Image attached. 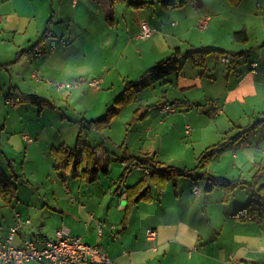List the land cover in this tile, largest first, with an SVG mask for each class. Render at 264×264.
Returning <instances> with one entry per match:
<instances>
[{
  "label": "crops",
  "instance_id": "0c3cea01",
  "mask_svg": "<svg viewBox=\"0 0 264 264\" xmlns=\"http://www.w3.org/2000/svg\"><path fill=\"white\" fill-rule=\"evenodd\" d=\"M130 1L133 0H127V5ZM148 1H152L150 7H148L149 5L140 8L132 7L133 10H125L123 14H120L117 2L113 6L114 23L111 26L106 21L104 6L99 0H0V15L2 16L0 40L4 41V43H0L1 61H3V64H0V93L3 89H7L4 94V103L13 106L10 111H7V113H12L9 129L5 130V126H0L1 151L2 149L7 152L23 150L26 155L24 160L29 165H36L41 161L46 167H52V159L46 154L45 147L48 144L47 142H45L46 144L42 143L38 138L44 135L45 130L42 128V130L35 128L25 130L24 117L21 116L20 120L18 117L20 115L17 107L19 103L12 102V99L18 96L16 92L19 91L21 95H33L49 102L43 98L44 94L43 97H40L37 93H40L42 85H46L51 79L67 80L71 78L77 80L84 78L86 74L98 75L102 78V82L107 80L104 91V107L106 108L107 99H109L108 107V103L121 92L127 81L136 80L146 69L154 65L165 51L170 52L172 47H176L179 48L181 55L182 46L180 43L186 41L184 36L188 34L192 24L199 23L200 25L203 20L204 26L199 27L198 25V27L205 28L204 34L209 32L215 36L221 35L226 27L227 22L223 17H218L213 22L208 12L203 14L202 20L199 18L198 20L194 19V22L187 21L186 12H192L194 8L189 3L179 8L166 10L164 7H159L156 0ZM201 5V8H194L195 12L201 14L205 10L202 1ZM222 5L226 6L224 2ZM151 6L153 11L148 9L152 8ZM176 10H179L178 12L183 15L182 20L167 22L170 14H177L174 13ZM215 13L217 14V12ZM254 13L256 15V12ZM246 21L248 22L247 19L233 21L234 24L229 33L244 29L248 41L250 28ZM142 22H146L151 28V35L147 38L140 37ZM170 24H174L175 28H171ZM185 24L187 27L184 26ZM46 30L47 35L36 46L37 41ZM229 33L226 32V34ZM171 38L176 42L169 44L168 40ZM136 40H145L146 47L137 48ZM184 43L189 46L186 49L203 48L199 43L188 41ZM217 47L219 46H209L208 49L225 50ZM239 48L241 50L234 52L243 54L235 64L233 61L231 62L229 54L219 55L220 62L223 63L221 70L225 69V71L220 73V76L212 77V82L213 84L220 82L217 79L219 76L220 80L224 82V87L218 95L215 94L217 100L209 98L206 100H211L212 105L210 104L207 111L214 109L212 113L214 118L234 103H247L249 97L260 95L261 99H264V70H256L258 64L252 59L250 49L245 44L243 46L241 44ZM136 52H139V58L136 57ZM229 53L234 54L232 51ZM4 54L9 55L10 58H5ZM144 56H146L145 59ZM224 57L228 59L227 62L222 60ZM134 59L135 62L132 63L131 60ZM242 61L244 63L240 65ZM205 68L208 69V65L205 64ZM239 68L241 69L239 70ZM201 74L204 75L203 72ZM170 76L160 82L168 81ZM176 78V86L180 88L183 95L177 100L187 101L190 104L197 101V97L187 96V94L200 93L197 89L202 85L203 77L190 80L180 77L178 72ZM23 88L28 92H22ZM59 93L58 96H52L51 99L54 101V105L51 106L52 111L47 109L51 112L47 114L45 121L41 124L49 125L51 129L54 126L50 122L56 120L59 123L61 119L58 124L59 132L63 133V136H68L63 138L59 145H52L51 148L65 145L68 149H72L74 146L63 141L79 132V121L85 122L91 119L86 118L85 115L81 119H69L74 123H65V118L56 114L55 109L59 105H56L55 98L65 100L71 91ZM76 96L78 94L74 95V97ZM164 98L167 99L165 95ZM140 100V95H137L136 102H140ZM256 102L260 104L259 101ZM45 109L44 106L39 107L37 118H42L41 115L44 114ZM176 109L181 108L176 107ZM257 115L260 117L258 119L264 118V112H259ZM48 116L51 120H48ZM228 119H230L229 116ZM146 130L150 133V126H147ZM89 132L88 129L82 130L83 142L90 146L98 144L87 142L86 135ZM4 133L6 134L3 135ZM47 137L50 135L47 134ZM227 139H230L229 135H227ZM43 140L46 141V139ZM258 140L256 151L260 154L261 162L264 164V132L260 133ZM250 146L246 145L244 140L239 145L241 154L236 155L234 152L233 156L236 159H243L245 152L248 151L247 148H254ZM227 150V147L224 151L219 150L205 169L216 178L222 177L217 170L221 168L227 156ZM197 154L195 160L200 153ZM257 155L252 154L249 158H244L245 161L241 160L242 162L235 160L229 164V168L235 172L241 166L239 171L244 173L242 167L248 165L253 159L255 160ZM154 159L157 162H164L155 157ZM85 164V156H83L82 169ZM141 172L137 181L143 176V168H141ZM250 173L247 171L249 180L246 181L251 182L253 187L264 184V171L259 172L255 182L251 181ZM6 175L8 176V174ZM100 175L99 173L92 182H87L81 175L73 178L70 168L66 173H61L62 185L68 194L71 190L69 184L76 186L77 191L81 192L83 182L86 181L89 186L95 185L100 180ZM236 176L237 174L233 177ZM116 183L113 181V184H110L107 179L102 181L99 186L89 189V192L83 195V197L86 196V201L69 196V199L67 198L64 203L60 198L61 195L57 192L52 193L51 199L40 201L41 204L33 201L30 209L33 212H38L40 221L35 222L34 216L32 218L29 213L24 215L22 212L14 211L12 220L1 229L0 237L6 236L9 227L16 222V215L19 214L22 220L29 219L30 222L21 223L17 229L13 238L15 245H20L24 239H30L38 248H41L47 241L55 238L58 228L65 226L72 235L79 236L91 244L97 243L108 257L106 264H264V219L241 222L233 217L234 211L249 201L245 191L242 195L232 193L230 199L223 202L222 194L216 192L214 188L211 191L206 190L205 178L192 180L188 177L175 176L174 181L167 182L161 191L151 187L153 200L150 202L139 201L134 204L124 224L127 200L124 188L116 189ZM202 186L204 191H201ZM214 192H216L215 195H213ZM14 198L15 195L8 202H3L9 203ZM149 229L154 230L153 236L147 233ZM194 245H197L198 248L193 251L190 247ZM24 264L50 263L48 261H28Z\"/></svg>",
  "mask_w": 264,
  "mask_h": 264
},
{
  "label": "rangeland",
  "instance_id": "374dc122",
  "mask_svg": "<svg viewBox=\"0 0 264 264\" xmlns=\"http://www.w3.org/2000/svg\"><path fill=\"white\" fill-rule=\"evenodd\" d=\"M158 1L159 0H156L157 3H159ZM201 1L204 4L205 10L201 14H199V12H195L194 8L193 10L190 8L192 12H186V16L188 17L187 21L194 22L199 18V20H202L203 14L205 12H208L212 17L213 22H215L218 17H223L227 23L226 27H224L223 33L216 36L212 35L209 32V34H204L205 32L203 31L205 28L200 29V26L198 27L199 23L197 25L192 24L188 34L185 35L184 33V40L186 41L180 43V45L182 46L180 49L182 51V54L179 55V57L176 55L179 59V65H181V69L179 71L180 77H186L190 80L192 78L203 77L202 85L199 86V89H197V91H200V93L196 95L193 93L187 94V96L197 97V101H195L196 104H194L195 102L193 104L191 103L190 106H188V109L180 106L181 109H176V111L173 113L159 112L160 104L164 103L165 100L168 99V101L171 102L172 100L183 97L180 88L176 86L177 72H174L171 74L168 81L166 80L165 82H156L151 87H148L138 93L141 98L140 102L138 101V103L135 101L127 103L124 107H122L119 113L111 119V122L107 128L102 131L88 130L90 132L88 135H86L87 142H89L90 144L103 143L104 148L107 149L106 158H109V173L108 175H105L100 172V180L97 182V184L89 186V184L85 181L82 183L80 189L81 192L77 191L76 186L74 187V185L69 184L71 187L70 193L68 194L66 192L67 190L65 191V187H63L62 185L63 179L61 173H66V171H57V169H54L53 158L52 156L50 157L49 150L52 145H59L60 142H62L63 138H66L68 135L63 136V133L61 134L59 132L58 124L61 122V119L59 123H57L56 120L50 122L51 125L54 126L51 129L49 128V125L41 124L45 121L47 114L52 111L51 106L54 105V101L51 99L52 96L60 95L59 92L66 93V90H59L52 83L60 81H67L72 83L74 80H72L71 78L67 80L51 79L47 82L46 85H42L39 91L40 93L37 94L40 97H43L42 95L44 94L46 97L44 96L43 98L49 101L42 103L46 108L44 110V114L41 115L42 118H37L38 110L40 107L38 104L31 101L20 102L21 99L19 98V104L17 107L20 111V115L18 117L19 120L21 116L24 117L23 120L25 130H33L34 128L36 130H45L44 135H41L38 138L42 141V143L46 144L45 142H47L48 144V146L45 147L46 154L47 157L52 159V167H46L43 161V163L39 161L36 165H29L28 162L24 160L26 155L23 150L20 152H7L2 149L1 151L2 146L0 145V169L5 174H8V176H11L10 172L18 175V177L14 176L11 178L13 184L16 186L15 198L9 203H4L0 200V232L1 229L5 227L4 225L12 220L14 211L16 213L18 211L20 213L22 212L24 215L29 213L32 218L34 216L35 222H39L40 215H38V212H33L30 209L31 203L35 201L41 204L40 201H46L48 200L47 198L51 199L53 192H57L59 195H61V200L66 203L67 198L69 199V196H73L78 200L86 201V196L83 197V195L87 194L89 192V189H93L94 187L99 186L101 182L106 179L110 184H113V181H116L117 187L118 180L119 178H121L120 176L125 169V166L121 163L123 156L120 149L118 148V146L122 143L124 145H128L129 152L132 154L141 155L144 153H149L156 159L163 160L164 163L177 166L178 168L193 166L194 162L196 161L194 159L195 155L199 151L207 146L221 143L219 150L224 151L226 147L228 148V150L227 156L225 157L221 168L217 167L219 168L217 171L221 173L220 175L223 179H235L237 180V182L238 179L245 181L246 184H237L236 188L233 191V194L240 193V195H242L245 191V193L249 197L247 198V200H249L248 202L253 199L251 192L252 190L256 191L259 186L257 185V187H253L251 182L246 181L249 180V174H247V171L251 172V181H253L252 176L256 172L264 171V167H261V165L264 164H262L261 162L262 160L260 158V154H258L256 151V143L257 141H259L258 138L260 136V133L264 132L262 131V128L264 127H257L255 129V132L251 131L244 137H241L239 139H236V136L239 135L248 126V124H253L258 120V118H260L257 114L259 112H264V109H262V107H264V99H261L260 95L258 97H249L247 99V103H234L228 108H225V110H223V112H221L215 118L213 116H210L207 109L208 107H210L211 100H206H208V98L215 100V94L218 95V93L221 92L224 87V82H222L219 78L220 73H223L225 71V69L221 70V66L223 65V63L220 62V54L213 51L205 53L204 64L208 65V69H206L205 66L201 68L196 67L193 64L191 57H189V55L187 54L191 51L197 52L201 49H208L209 46L214 45L219 46L217 48L225 49L229 52L232 51V53L237 54L238 52L234 51L241 50L239 46L241 44L242 46L245 44L246 47L250 49L252 59L258 64L256 70H264V0H240L237 4H230L226 0H199L200 3ZM117 2L120 14H123V11L125 12V10L128 9L133 10L132 6H130L129 4L127 5V0H115L114 5ZM222 2L226 4L225 7H223ZM151 4L152 3L147 4L149 5L148 7H150ZM159 7L162 8L160 3ZM148 9H150V11H153V7ZM166 10L171 9L167 8ZM178 11L179 10H176V12H174L177 14H170L167 22L170 23L172 20H182L183 15H181ZM215 12H217V14ZM254 12H256V15ZM237 19L239 21L242 19L248 20V22L246 21L248 27L250 28L248 41L236 40L234 37L235 31L232 34L229 33L230 28L233 27V21L237 22ZM201 22H203V20ZM184 26H186V24ZM170 27L175 28V25L173 24ZM182 30L184 31L186 29ZM226 32L229 34H226ZM144 41L145 40H136L135 42L137 48H141L142 46L146 47V45H144ZM187 41L199 43V45L203 48L200 49L198 47H193L186 49V47L189 46H186L187 43L184 42ZM1 42L4 43V41L0 40V43ZM175 42L176 41L172 38L168 40L169 44H173ZM149 46L151 47L150 44ZM175 48L176 47H172L170 49V52L165 51V53L159 57L158 61L168 58L171 52L175 50ZM1 50L2 49L0 48V52ZM4 55L5 58H10L9 55ZM228 56L230 57L231 62L233 61L234 64L240 57L231 54H229ZM1 57L2 53H0V64H3V61H1ZM136 57L139 58V52H136ZM145 58L146 56H144V59ZM131 62L134 63L135 59L131 60ZM243 63L244 61H242L240 65H243ZM240 69L241 68H239V70ZM202 72L204 73L203 76L201 74ZM216 75H219L217 76V79L220 82H218L217 84H213L212 77L214 78L216 77ZM88 78H100V76L86 74L83 79L88 80ZM106 84L107 80L101 82L99 88H91L87 85V82H84L77 87H73L69 90L71 91V93L69 94L67 99L59 100L55 98L56 105H59V107L55 109L56 114H59L61 117L65 118V123H74L70 120L79 118L81 119L83 116L85 117V115L88 119H97L102 117L113 101L112 99L108 103L107 107V101L109 100L107 99L106 108L104 107V91L106 89ZM116 86L117 85H115V88H117ZM6 91L7 89H3L0 93V126L3 125L5 126V130H8L12 122V113H7V111H10L13 106L8 103H4V94ZM26 91L27 89H22V92ZM16 93L18 95H21L19 91ZM75 94H78V96L74 97ZM164 95L167 99L164 98ZM256 101H259L260 104ZM190 107L191 109H189ZM47 109H51V111ZM136 109H138L137 113H135ZM143 110H145L146 113L141 116V112H143ZM228 116L230 119H228ZM48 120H51L49 116ZM186 125L190 126L189 133L184 132ZM147 126H150V133L146 130ZM258 128L260 129L257 130ZM5 134L6 133H4L3 135ZM47 134H49L50 137H47ZM54 134H56L57 136H54ZM77 134L78 132L76 133V135L74 134L72 137L65 139L63 142H66L73 147L76 141ZM227 135L230 136V139H227ZM81 138L83 139L84 136L81 135ZM43 139H46V141ZM244 140L246 145H251L250 147H254L247 148L248 151L245 152L244 158H249V156H251L252 154L258 155L256 156L255 160L253 159L248 165L242 167L244 173H240L239 171L241 169V166L239 167L240 169H237V171L234 172L229 168V164L233 163L235 160L245 161L244 158L236 159L233 156L234 152H236V155L241 154L239 145L240 143H243ZM0 142L2 143L1 132ZM133 166L134 167H131V169L125 176L124 185L133 184L137 181L138 178H140L142 174L140 167H135L134 164ZM71 167L73 166L71 165ZM235 174H237V176L234 178L233 176H235ZM214 190L222 194L223 199L222 189L215 186ZM201 191H204L203 186L201 187ZM216 192H214L213 195H215ZM248 202H246L245 204H247ZM64 212H67V210H64ZM190 248L194 251L198 248V246L194 245Z\"/></svg>",
  "mask_w": 264,
  "mask_h": 264
},
{
  "label": "trees",
  "instance_id": "16d2710c",
  "mask_svg": "<svg viewBox=\"0 0 264 264\" xmlns=\"http://www.w3.org/2000/svg\"><path fill=\"white\" fill-rule=\"evenodd\" d=\"M101 4L104 6L106 21L109 25H113V13H114V2L115 0H99ZM231 4H237L240 0H228ZM162 7L165 9H174L184 6L187 3H190L194 8H201V3L199 0H159L158 1ZM152 3V1L148 0H136L130 1L129 5L133 8H140L146 6L147 4ZM47 35V30L43 33L41 38L37 41L36 46H38L43 38ZM234 37L236 40L247 41V33L244 29L236 31L234 33ZM216 52L220 55H226L229 52L225 50H217L213 48L209 49H201L198 52H190L187 55L191 57L193 64L196 67H204L205 66V53L207 52ZM230 54V53H229ZM243 53L239 52L237 55L241 56ZM180 55L179 48H175L173 52H171L170 56L166 59H161L156 62L153 66L146 69L136 80L127 81L124 84L121 92L113 99L110 106L107 108L105 114L97 119H91L88 121H79L80 130L77 134L76 141L74 147L72 149H68L65 145H60L58 147H52L49 151V154L53 158V167L57 171L65 170L68 171L70 168L72 170V177L76 178L78 176H83L87 182H92L98 177V174L101 172L103 174L109 173V158H106L107 150L104 148L103 143H98L94 146H90L87 143L83 142L81 135L83 129L88 130H97L102 131L107 128L111 122V119L119 113V111L124 107L127 103L135 102L137 100V95L142 90L151 87L156 82L164 80L166 77L171 75L174 72H179L181 69V65H179L178 57ZM23 101H31L38 104L40 107L43 106L42 103L45 101L39 97L33 95H18L12 102L14 104ZM171 103L180 108L190 106V103L187 101H179L177 99L172 100ZM138 109H136L135 113H137ZM214 109L208 111V114L212 116ZM146 113L145 110L141 112V116ZM257 127H264V118L258 119L253 124L248 125L239 135L236 136V139L244 137L251 131L255 132ZM221 143H216L206 147L201 153L197 156L195 165L192 167H184L178 168L171 164L157 162L153 156L148 153H144L141 155H135L128 151L127 145L121 144L118 148L121 151L123 156L121 162L125 166L123 173L121 174V178L118 180L117 188H124L125 198L127 200L125 215H124V224L126 222L127 217L131 212V208L134 204L139 201H147L150 202L153 200V196L151 193V187H153L157 191H161L165 188L167 182L174 181L175 176L180 177H188L192 180H201L206 179V190L210 191L215 186L220 187L223 191V202H227L237 184L245 183L241 179L237 180H227L223 178H216L209 174L205 169L211 163L214 156L218 153ZM85 156L86 164L83 169H81V161L82 157ZM139 166L144 169L143 176L137 182L132 185H128L124 187L125 176L127 172L133 167ZM71 165L73 167H71ZM259 172H256L252 176V180H257ZM18 177V175L7 176L0 169V199L4 202H8L11 200L16 192V187L13 185L11 178ZM249 185V184H248ZM252 200L247 204L237 208L234 213V219L245 222V221H255L264 219V184L260 185L256 191L252 190L251 192Z\"/></svg>",
  "mask_w": 264,
  "mask_h": 264
},
{
  "label": "built area",
  "instance_id": "2783aa9c",
  "mask_svg": "<svg viewBox=\"0 0 264 264\" xmlns=\"http://www.w3.org/2000/svg\"><path fill=\"white\" fill-rule=\"evenodd\" d=\"M2 16L0 15V22ZM200 27L204 26V22H200ZM151 35V28L146 22L140 24V37L147 38ZM227 62V58L222 59ZM87 82L91 88H99L102 78H83L74 80L72 83L50 82L59 90L69 91L73 87H77L82 83ZM176 107L168 102H164L160 106V112L173 113ZM185 133L190 132V126L186 125ZM29 223V219L22 220L20 215H16V222L9 227L5 237H0V263L24 264L28 261H48L50 264H106L108 257L104 250L95 243L91 244L83 240L79 236L72 235L68 228L62 226L55 232V238L47 241L45 245L38 248L30 239H24L20 245L13 243V238L21 223ZM147 233L150 236L154 235V230L149 229Z\"/></svg>",
  "mask_w": 264,
  "mask_h": 264
}]
</instances>
